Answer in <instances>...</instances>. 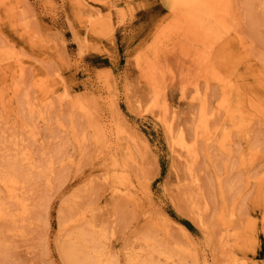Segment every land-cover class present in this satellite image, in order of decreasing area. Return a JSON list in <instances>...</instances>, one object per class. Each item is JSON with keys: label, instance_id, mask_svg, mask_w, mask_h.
Returning a JSON list of instances; mask_svg holds the SVG:
<instances>
[{"label": "rangeland", "instance_id": "374dc122", "mask_svg": "<svg viewBox=\"0 0 264 264\" xmlns=\"http://www.w3.org/2000/svg\"><path fill=\"white\" fill-rule=\"evenodd\" d=\"M182 1L0 0V264H264V0Z\"/></svg>", "mask_w": 264, "mask_h": 264}, {"label": "bare ground", "instance_id": "6f19581e", "mask_svg": "<svg viewBox=\"0 0 264 264\" xmlns=\"http://www.w3.org/2000/svg\"><path fill=\"white\" fill-rule=\"evenodd\" d=\"M178 1V0H177ZM182 2H184V3H187L188 1H185V0H183ZM229 5V4H228ZM227 5V3L226 2H220V4H219V7H220V15H222V16H230V11H231V8H230V10H229V6ZM96 16V15H95ZM90 18H92V17H90ZM90 18H89V20H90ZM234 19V18H233ZM96 21L97 20H95V19H91L90 21H89V23L90 24H92V25H95L96 24ZM108 30V29H107ZM208 55V54H207ZM205 58V57H204ZM206 59V58H205ZM202 60V59H201ZM209 61V60H208ZM200 62V61H199ZM202 62V61H201ZM206 62V61H205ZM202 65V64H201ZM200 65V66H201ZM200 68V67H199ZM168 131L169 132H171V127L170 126H168ZM180 135L177 137V139L175 140V145L176 146H178V148H180V149H187L188 150V144L184 141V138H183V136H181L182 134L181 133H179ZM14 184V181H12V180H8V178H7V180L6 181H4V186L8 189L10 186H12ZM3 216V215H2ZM0 217H1V208H0ZM72 262V261H71ZM95 264H102L101 263V261L100 260H98V261H96L95 262Z\"/></svg>", "mask_w": 264, "mask_h": 264}]
</instances>
